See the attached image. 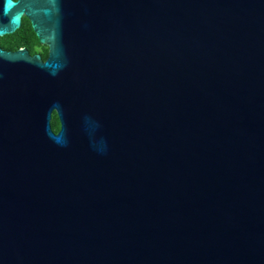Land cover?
I'll return each mask as SVG.
<instances>
[{
  "label": "water",
  "instance_id": "1",
  "mask_svg": "<svg viewBox=\"0 0 264 264\" xmlns=\"http://www.w3.org/2000/svg\"><path fill=\"white\" fill-rule=\"evenodd\" d=\"M22 14L0 264H264V0H0V35Z\"/></svg>",
  "mask_w": 264,
  "mask_h": 264
},
{
  "label": "flooded vegetation",
  "instance_id": "2",
  "mask_svg": "<svg viewBox=\"0 0 264 264\" xmlns=\"http://www.w3.org/2000/svg\"><path fill=\"white\" fill-rule=\"evenodd\" d=\"M20 49H23L28 57L37 56L41 62L48 57V46L39 43L30 22L23 14L17 29L10 34L0 35L1 52L11 53ZM53 115L54 113L51 114V119Z\"/></svg>",
  "mask_w": 264,
  "mask_h": 264
},
{
  "label": "trees",
  "instance_id": "3",
  "mask_svg": "<svg viewBox=\"0 0 264 264\" xmlns=\"http://www.w3.org/2000/svg\"><path fill=\"white\" fill-rule=\"evenodd\" d=\"M50 128L51 130L55 133L58 129V123H57V119H56V116L53 115L52 116V119L50 121Z\"/></svg>",
  "mask_w": 264,
  "mask_h": 264
}]
</instances>
